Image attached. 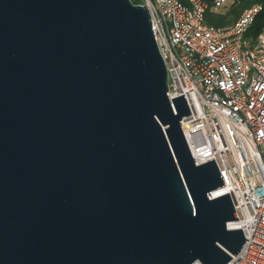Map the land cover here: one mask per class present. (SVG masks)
<instances>
[{"label": "water", "instance_id": "water-1", "mask_svg": "<svg viewBox=\"0 0 264 264\" xmlns=\"http://www.w3.org/2000/svg\"><path fill=\"white\" fill-rule=\"evenodd\" d=\"M147 7L0 0V264H226L245 237L197 164ZM172 103V104H171ZM247 239V238H246Z\"/></svg>", "mask_w": 264, "mask_h": 264}, {"label": "built area", "instance_id": "built-area-1", "mask_svg": "<svg viewBox=\"0 0 264 264\" xmlns=\"http://www.w3.org/2000/svg\"><path fill=\"white\" fill-rule=\"evenodd\" d=\"M230 1L133 2L149 11L169 100L184 94L191 114L180 125L195 162L214 159L225 183L209 197L228 192L234 205L238 219L227 227L241 228L245 241L226 264H264V23L247 34L263 4L228 26L206 21L207 10Z\"/></svg>", "mask_w": 264, "mask_h": 264}, {"label": "trees", "instance_id": "trees-1", "mask_svg": "<svg viewBox=\"0 0 264 264\" xmlns=\"http://www.w3.org/2000/svg\"><path fill=\"white\" fill-rule=\"evenodd\" d=\"M133 1L136 2V0ZM254 2H261L263 4V10L256 17L250 31L247 33L248 35L249 33L254 35L264 23V0H231L218 11L207 10L205 13V19L208 23L218 26L231 25L237 19L243 8Z\"/></svg>", "mask_w": 264, "mask_h": 264}]
</instances>
